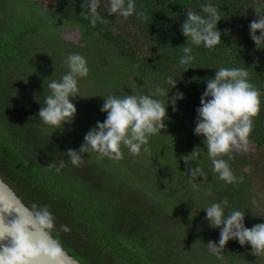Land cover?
Returning a JSON list of instances; mask_svg holds the SVG:
<instances>
[{
	"label": "trees",
	"instance_id": "trees-1",
	"mask_svg": "<svg viewBox=\"0 0 264 264\" xmlns=\"http://www.w3.org/2000/svg\"><path fill=\"white\" fill-rule=\"evenodd\" d=\"M135 3L146 18L110 16L102 6L104 22L93 26L81 0L47 6L0 0V176L27 207L51 213V235L81 264H264V254L255 256L250 245L235 240L213 252L208 242L219 240V229L207 224L203 210L227 201L225 214L245 212L247 227L264 222L254 182L244 170L258 168L264 177V49L249 32L250 22L264 16V0ZM203 3L219 12L221 42L212 49L193 46L195 60L183 66L187 38L181 25L186 10L200 12ZM67 27L79 31L82 45L61 36ZM71 53L86 57L89 74L79 78L80 96L73 97L74 122L60 130L44 124L38 113L51 92L48 83L68 71ZM219 67H246L261 93L249 138L256 153L233 150L232 158L223 156L244 177L233 184L212 171L202 137L194 134L206 80ZM168 75L177 79L176 88L167 85ZM157 86L170 91L169 98L176 91L185 97L178 111L168 106L166 128L150 137L149 152L133 155L122 146L120 160L89 152L79 166L71 164L66 151L79 149L90 128L106 118L100 110L104 95L148 94ZM156 98L167 102L166 95ZM197 145L191 164L206 178L199 177L194 187L182 157ZM61 160L65 166L57 172L52 165Z\"/></svg>",
	"mask_w": 264,
	"mask_h": 264
},
{
	"label": "clouds",
	"instance_id": "clouds-1",
	"mask_svg": "<svg viewBox=\"0 0 264 264\" xmlns=\"http://www.w3.org/2000/svg\"><path fill=\"white\" fill-rule=\"evenodd\" d=\"M102 6L110 16L127 18L135 14L146 18L144 12H137L135 0H81L82 12L89 18L91 25L95 26L98 21L104 22L99 11ZM219 20V12L212 3L201 4L200 12L186 10V19L180 29L187 38L182 47L184 55L180 57L181 65L188 66L195 60L193 46L203 45L212 49L221 42ZM249 32L256 47L264 49V16H257L250 22ZM65 62L68 71L59 80L48 83L51 92L45 97L38 113L44 124L60 130L74 122L77 107L73 97L80 93L79 78L89 74L87 59L82 54L71 53ZM189 68L186 67V70ZM166 83L171 89L176 88L177 79L168 75ZM169 92L157 86L154 92L148 94L104 95L100 110L106 113V118L90 128L79 149L69 148L66 151L71 164L79 166L84 154L89 152L120 160L124 155L122 146H126L133 155L149 152L150 137L166 128L168 106L178 111V101L185 97V93L176 91L169 98ZM158 95H166L167 102L156 98ZM260 106L261 93L249 80L246 67H219L214 76L206 80V88L196 109L194 134L202 137V143L211 158L212 171L226 183L244 180L243 176L238 177L234 173L229 160L223 156L229 154L232 158L230 154L233 149L247 150L254 127L253 118L260 112ZM199 150L200 146L197 145L190 154L182 157L194 187L199 177H205L198 164L194 167L191 164V157L199 155ZM52 166L59 172L65 162L61 160L59 166ZM226 203L213 202L203 209L207 224L219 229V240L209 241V247L213 252L220 253L229 240H235L241 246L250 245L255 256L264 254V222L247 227L246 213L233 210L226 215ZM17 212L19 218L11 224H6L4 218H0V240L8 236L12 238L11 246H0V264H38L42 258H46L48 264H62L64 250L50 233L53 228L51 213L35 206Z\"/></svg>",
	"mask_w": 264,
	"mask_h": 264
},
{
	"label": "water",
	"instance_id": "water-1",
	"mask_svg": "<svg viewBox=\"0 0 264 264\" xmlns=\"http://www.w3.org/2000/svg\"><path fill=\"white\" fill-rule=\"evenodd\" d=\"M25 208L30 209L0 176V218H4L6 224H11L19 218V213L17 211H22ZM3 245L11 246L12 238L8 236L5 239L0 240V246ZM63 250L64 256L62 258V264H81L64 248ZM38 264H48V261L46 258H42L38 261Z\"/></svg>",
	"mask_w": 264,
	"mask_h": 264
},
{
	"label": "rangeland",
	"instance_id": "rangeland-1",
	"mask_svg": "<svg viewBox=\"0 0 264 264\" xmlns=\"http://www.w3.org/2000/svg\"><path fill=\"white\" fill-rule=\"evenodd\" d=\"M38 2H42L45 6L54 4L58 0H36ZM61 36L65 38L68 41L73 42L76 45H82L80 43V33L77 29H72L70 27H67L62 31ZM236 152H239L241 154L248 153L249 155H254L256 153V149L253 143H249L247 146V150L242 149H233ZM250 178L253 180V185L251 186V189L254 190V193L257 192V205H259L260 209L264 212V177L262 176L261 170L258 168H252V167H246L244 169ZM209 243V242H208Z\"/></svg>",
	"mask_w": 264,
	"mask_h": 264
}]
</instances>
